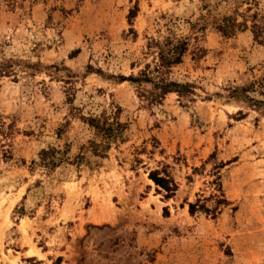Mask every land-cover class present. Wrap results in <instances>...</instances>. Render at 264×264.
I'll list each match as a JSON object with an SVG mask.
<instances>
[{
	"label": "rangeland",
	"instance_id": "1",
	"mask_svg": "<svg viewBox=\"0 0 264 264\" xmlns=\"http://www.w3.org/2000/svg\"><path fill=\"white\" fill-rule=\"evenodd\" d=\"M253 14L264 0H0V264H264V108L231 94L255 82L262 99ZM228 16L248 29L223 36ZM165 24L188 41L165 79L191 93L152 101L128 79L155 66ZM100 115L125 126L105 159L82 120ZM46 148L68 160L32 165Z\"/></svg>",
	"mask_w": 264,
	"mask_h": 264
},
{
	"label": "trees",
	"instance_id": "2",
	"mask_svg": "<svg viewBox=\"0 0 264 264\" xmlns=\"http://www.w3.org/2000/svg\"><path fill=\"white\" fill-rule=\"evenodd\" d=\"M137 6L129 11L128 18H133L136 16ZM251 22L249 27L250 32L254 36V41L258 43H264V19L263 17H258L257 14H253L247 17ZM247 19L243 22H237L234 17L228 16L224 17L216 23L214 27L223 36L232 35L236 30L244 31L248 29ZM164 33L158 38H150L148 43V48L156 50L157 62L155 66L150 69L149 65H146L145 70L141 73L138 79L129 78L128 80L134 82H144L149 83L153 86L154 92L150 94L152 101H157L162 99L167 93L175 92L180 95L191 93L190 86L188 84L178 83L176 81H170L165 79V76L169 73L170 69L176 65L182 63L183 56L188 50V41L186 38L178 37L175 32L171 29L170 25H164ZM125 80V79H123ZM254 83H251L248 87H235L231 90L232 96L242 99L245 101L249 107L253 108H264V90L258 91L262 96V99H254L248 96V92H253ZM262 89V85H258ZM84 122L94 129L95 135L99 137V143L90 142L89 152L92 156L98 159H105L107 157V152L109 151L111 145L117 141H121L122 136L125 131L124 124L118 121L110 122L106 115H100L97 117H90L88 119L82 118ZM8 131L3 129V123L1 121L0 115V137L5 140L8 137ZM5 145L0 144V154L5 159H10L11 153L4 149ZM67 152L61 151L55 148H46L40 150L38 153V161H32V165H37L46 170H54L61 164L65 163L68 158L66 157ZM213 156V155H211ZM210 156V157H211ZM85 155L82 153L77 155L76 159L83 160ZM149 179L154 183V185L160 189V191L165 192V198H170L175 190L176 186L169 179L168 176L160 177L157 173H149ZM26 197H22L25 200ZM224 199H217L216 203H224ZM196 210H201L205 213H210L211 210L206 208L204 205L188 204V211L191 215L195 213ZM59 260V259H58Z\"/></svg>",
	"mask_w": 264,
	"mask_h": 264
}]
</instances>
